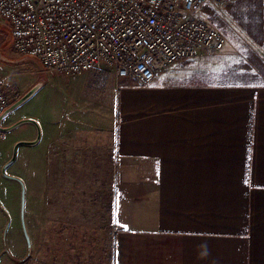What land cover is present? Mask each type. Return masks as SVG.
Listing matches in <instances>:
<instances>
[{
    "label": "crops",
    "instance_id": "0c3cea01",
    "mask_svg": "<svg viewBox=\"0 0 264 264\" xmlns=\"http://www.w3.org/2000/svg\"><path fill=\"white\" fill-rule=\"evenodd\" d=\"M183 61L146 86L108 75L118 111L100 151L116 163L114 264H264V84H222ZM26 131L8 141L35 140ZM64 133L72 138L71 127ZM51 149L47 207L55 215L57 165L73 147L59 148V156ZM85 150L82 166L95 163V152ZM9 257L0 253V264H13Z\"/></svg>",
    "mask_w": 264,
    "mask_h": 264
},
{
    "label": "rangeland",
    "instance_id": "374dc122",
    "mask_svg": "<svg viewBox=\"0 0 264 264\" xmlns=\"http://www.w3.org/2000/svg\"><path fill=\"white\" fill-rule=\"evenodd\" d=\"M262 2V12L248 0H238L223 8L205 6L197 11V17L205 19L225 36L226 45L216 55L202 54L186 62H197L195 69L202 67L215 82L222 84H264V48L260 47L264 34V0ZM9 34L8 26L0 18V71L6 76L4 84L10 105L38 84L40 87L30 99L10 112L2 125L7 123L4 127H10L20 120L33 119L40 126L41 137L31 147L20 146L14 163L7 168L9 175L24 183L23 217L30 238L29 251L21 224V185L4 178L1 170L12 158L14 145L20 141L10 143L9 137L20 138V133L28 129L36 139L37 128L23 123L8 132L0 130V253L9 255L13 264H114L116 163L114 156L109 161L100 151L104 132L109 125L116 124L118 111V90L106 85L112 72L104 69L75 78L46 73L33 58L12 52ZM68 127L73 134L65 141L62 135ZM34 146L37 148L33 149ZM64 146L73 147L72 162L69 159L57 165L62 168V172H56L57 178L61 175L57 183L62 196H58L54 215L47 207L49 183L52 187L54 182L51 148L56 147L59 156L58 149ZM78 147L83 148V154L77 152ZM86 147L95 152L92 160L95 163L83 161L82 166L79 156L84 155V160L88 158ZM67 198L69 203L76 200L70 208L66 206ZM11 255H20L22 260H14Z\"/></svg>",
    "mask_w": 264,
    "mask_h": 264
},
{
    "label": "built area",
    "instance_id": "2783aa9c",
    "mask_svg": "<svg viewBox=\"0 0 264 264\" xmlns=\"http://www.w3.org/2000/svg\"><path fill=\"white\" fill-rule=\"evenodd\" d=\"M236 1L0 0V18L12 52L46 73L75 78L106 69L146 86L180 61L221 52L225 36L195 14ZM5 78L0 72V117L10 106Z\"/></svg>",
    "mask_w": 264,
    "mask_h": 264
},
{
    "label": "water",
    "instance_id": "95a60500",
    "mask_svg": "<svg viewBox=\"0 0 264 264\" xmlns=\"http://www.w3.org/2000/svg\"><path fill=\"white\" fill-rule=\"evenodd\" d=\"M40 84H38L37 86H35L33 89H31L30 91H28L23 97H21L18 101H16L15 103H13L12 105L9 106V108L5 111V113L0 117V130L2 132H8L13 130L14 128H16L17 126L23 124V123H31L33 125L36 126L37 128V137L34 141H19L14 145V149H13V155L12 158L10 159V161H8L3 167H2V176L6 179L9 180H14L16 182H18L21 185V221H22V228H23V232L27 241V245H28V250L30 251L31 245H30V238L28 236L27 230H26V226H25V221H24V217H23V213H24V206H25V187H24V183L22 182V180H20L19 178L9 175L7 173V168L14 163L15 159H16V155H17V151L19 149L20 146H31L34 145L38 142V140L41 137V131H40V126L38 125V123L33 120V119H23L20 120L18 122H16L15 124L11 125L10 127H4L2 126V121L3 119L12 111H14L15 109H17L19 106H21L24 102H26L28 99H30L34 93L39 89Z\"/></svg>",
    "mask_w": 264,
    "mask_h": 264
},
{
    "label": "trees",
    "instance_id": "16d2710c",
    "mask_svg": "<svg viewBox=\"0 0 264 264\" xmlns=\"http://www.w3.org/2000/svg\"><path fill=\"white\" fill-rule=\"evenodd\" d=\"M249 4H253L259 7L260 11L262 12L263 10V2L262 0H248ZM247 8H251V5H246ZM205 8V7H204ZM132 84V82H130Z\"/></svg>",
    "mask_w": 264,
    "mask_h": 264
}]
</instances>
